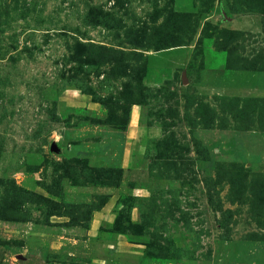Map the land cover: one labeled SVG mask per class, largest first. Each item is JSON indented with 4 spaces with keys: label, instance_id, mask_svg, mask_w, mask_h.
<instances>
[{
    "label": "rangeland",
    "instance_id": "374dc122",
    "mask_svg": "<svg viewBox=\"0 0 264 264\" xmlns=\"http://www.w3.org/2000/svg\"><path fill=\"white\" fill-rule=\"evenodd\" d=\"M0 264H264V0H0Z\"/></svg>",
    "mask_w": 264,
    "mask_h": 264
}]
</instances>
